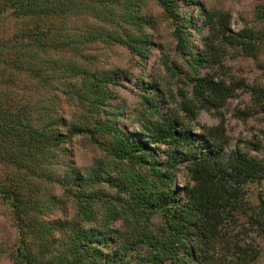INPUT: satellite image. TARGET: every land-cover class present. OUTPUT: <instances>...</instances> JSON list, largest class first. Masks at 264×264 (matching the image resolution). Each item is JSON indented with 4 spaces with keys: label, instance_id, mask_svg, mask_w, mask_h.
<instances>
[{
    "label": "trees",
    "instance_id": "trees-1",
    "mask_svg": "<svg viewBox=\"0 0 264 264\" xmlns=\"http://www.w3.org/2000/svg\"><path fill=\"white\" fill-rule=\"evenodd\" d=\"M238 19L209 0H0V264L257 262L262 142L225 151L223 122H197L237 89L238 116L264 114V86L227 66L264 72V0ZM117 48L142 68L158 51L160 76L107 65Z\"/></svg>",
    "mask_w": 264,
    "mask_h": 264
},
{
    "label": "rangeland",
    "instance_id": "rangeland-1",
    "mask_svg": "<svg viewBox=\"0 0 264 264\" xmlns=\"http://www.w3.org/2000/svg\"><path fill=\"white\" fill-rule=\"evenodd\" d=\"M213 6L219 7L224 6L232 14V30L236 31L241 28L242 23L238 19L241 14H247L253 7L254 0H225L224 5L221 4L222 0H209ZM209 3V2H208ZM158 33L161 35V40H167V35L169 32L166 23L157 24ZM164 42V43H165ZM109 61L106 62L107 65L115 67L117 69L125 70L133 76V78L139 76L141 71L145 79H149L152 76H160V54L155 51L152 57L142 68L138 65L136 59L129 56L124 50L117 48L113 53H109ZM227 66L230 67V73L234 78L244 81L247 84H259L264 86V72L259 70L253 63V61L247 58H238L228 60ZM164 78H159L163 81ZM182 88L186 89L181 81L170 84L167 89V94L170 92L171 88ZM120 93L123 96L127 107L132 109L136 102L135 91L130 84H125L124 87L120 89ZM250 102L249 93L244 89H237L234 92V96L229 98L225 106L219 111L211 110V112L201 111L198 117V124L204 126H213L220 122H223L226 132V138L228 140L227 148L225 151L233 150L238 144L240 147L248 146L249 143L262 142V149L253 154L264 157V114H257L247 119H243L239 115V111H242L247 107ZM78 148V146L75 144ZM81 146V145H79ZM83 155L80 157L82 160L83 156H89L87 149L81 147L78 148ZM86 154V155H85ZM177 186L180 187L181 184L177 181ZM256 188L251 187L249 194H256ZM247 228V227H246ZM238 230L233 231V234H238L239 238L244 239V243L248 244L253 242L254 244H260V240L253 231L247 229V234L243 235L240 231L244 229L237 227ZM243 236V237H242ZM243 244V243H242ZM227 264V262H224ZM255 264H264V253L261 254L259 259Z\"/></svg>",
    "mask_w": 264,
    "mask_h": 264
}]
</instances>
